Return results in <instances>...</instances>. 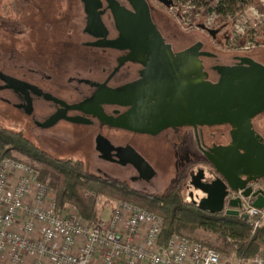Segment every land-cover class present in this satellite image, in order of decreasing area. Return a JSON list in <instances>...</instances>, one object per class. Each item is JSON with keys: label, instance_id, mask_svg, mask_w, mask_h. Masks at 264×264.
I'll return each mask as SVG.
<instances>
[{"label": "flooded vegetation", "instance_id": "af4514ba", "mask_svg": "<svg viewBox=\"0 0 264 264\" xmlns=\"http://www.w3.org/2000/svg\"><path fill=\"white\" fill-rule=\"evenodd\" d=\"M7 1L11 14H0V72L27 85L0 77V121L52 156L92 164L95 174L122 181L139 194L161 195L183 186L190 202L205 196L190 185L196 169L190 173L189 166L199 163L210 171V177H216L204 152L227 145L231 126L170 125L152 133L115 124L122 117L119 123L154 130L160 89L152 77V55L94 45L118 35L107 0H89L90 20L95 22L98 15L101 23L95 25L88 24L83 0ZM116 1L133 10L128 0ZM144 1L151 21L174 55L198 44L205 80L218 81L216 67H248V61L264 66V34H258L259 39L256 34L250 39L232 37L228 23L207 26L201 22L189 23L185 32H179L171 23L174 16L183 17L178 8L171 11L178 0ZM186 34L193 41L175 47L172 40H183ZM250 122L264 140V108ZM127 146L153 168L152 177L146 179L144 170L120 163L130 159ZM167 172L169 181L160 192Z\"/></svg>", "mask_w": 264, "mask_h": 264}, {"label": "water", "instance_id": "95a60500", "mask_svg": "<svg viewBox=\"0 0 264 264\" xmlns=\"http://www.w3.org/2000/svg\"><path fill=\"white\" fill-rule=\"evenodd\" d=\"M83 1L88 7V24H101L98 15L95 22L90 20V2ZM128 1L132 11L116 0H107L118 35L113 40L105 39L94 45L129 48L133 52L140 50L141 53L146 51L152 55V77L160 89L156 95L159 101L158 113L153 120L154 130L144 129L136 124L119 123L122 117L115 119V124L135 131L155 133L170 125H190L195 128L196 125L228 123L231 126V141L227 145L204 152L208 163L218 175L210 177L209 170L197 168L191 176L190 185L200 189L205 196L198 202L193 200L192 193L189 197L193 200L192 203L212 214L239 216L240 198L227 199L230 192L238 191L243 197L252 198L253 207L263 208V191H253L251 185L264 178V140L255 134L250 119L264 108V66L248 61V67H216L220 74L218 81L205 80L197 56L198 44L174 55L170 45L164 42L151 21L145 1ZM198 27L215 31L203 24H198ZM0 77L8 83L27 85L1 72ZM126 149L130 159L120 163L128 162L138 171L144 170L146 179L152 177L154 170L147 161L132 147L127 146ZM241 217L247 219L246 215Z\"/></svg>", "mask_w": 264, "mask_h": 264}, {"label": "built area", "instance_id": "2783aa9c", "mask_svg": "<svg viewBox=\"0 0 264 264\" xmlns=\"http://www.w3.org/2000/svg\"><path fill=\"white\" fill-rule=\"evenodd\" d=\"M252 1L264 6V0L237 5ZM260 17L255 13L264 21ZM251 186L264 194V178ZM229 198H240L239 216H247L253 232L262 226L264 207H253L240 191ZM163 224L159 214L124 200L115 203L109 219L92 223L70 205L59 207L55 191L33 167L0 158V264H221L220 253L199 241L172 233L161 242ZM242 262L264 264V247L236 264Z\"/></svg>", "mask_w": 264, "mask_h": 264}, {"label": "trees", "instance_id": "16d2710c", "mask_svg": "<svg viewBox=\"0 0 264 264\" xmlns=\"http://www.w3.org/2000/svg\"><path fill=\"white\" fill-rule=\"evenodd\" d=\"M209 1L197 0V3L207 6ZM238 2L242 0H219L211 10L224 18L226 13L239 9ZM3 156L33 167L38 179L55 191L59 207L70 205L82 218L92 223L102 221L96 209V196L103 195L131 202L159 214L164 221L161 242H165L172 233L193 239V233L206 230L227 246V249H222L224 252L232 250L236 259L252 258L264 247V222L252 233L247 219L203 210L182 197L178 188L161 195L139 194L122 181L108 180L88 171L79 159L52 156L21 132L0 123V158Z\"/></svg>", "mask_w": 264, "mask_h": 264}, {"label": "rangeland", "instance_id": "374dc122", "mask_svg": "<svg viewBox=\"0 0 264 264\" xmlns=\"http://www.w3.org/2000/svg\"><path fill=\"white\" fill-rule=\"evenodd\" d=\"M215 1L216 0H210L207 6H200L197 3V0H184V1L178 0L176 3L177 5L173 7L171 11L172 13H174L178 8V10H180L181 12V16L183 17L176 18L174 16V19L171 21V23L176 27V29L179 32H185L184 30L189 23L201 22L204 24L206 23L207 26H212L215 24L217 25L218 23L219 24L228 23L232 37L245 36L247 39L248 38L250 39L253 37V34H256V36L258 34L260 35L264 34V21H258L259 19H255V13H256L257 15H259L260 20H263V18L260 17V14L262 13L264 14V6L254 1L248 2V4L245 3L239 4L237 5L239 9L234 11L233 14L229 13L228 17L225 15L224 18H220V16L218 15L216 16L214 21L211 22L208 21L207 17L208 16L213 17L214 15H217L215 11L213 12V10H211L215 6ZM8 4H10V2H8L7 0H1L0 14L2 15L11 14L9 11L10 6ZM196 12H199V14ZM234 13L236 14L235 16ZM188 32H190L189 34L192 36V38H194L193 37L195 36L193 35L194 33L191 30ZM186 36L187 37L183 38V40L174 38L172 41L175 47H178L181 44L183 45L185 43H188L191 40L193 41V39L189 37L188 34H186ZM257 39H259L258 36ZM0 123L3 124L4 126L11 128L10 125L5 121H0ZM84 165L88 171L94 174L96 173L95 168L92 166V164L86 165L84 163ZM189 167H190L189 168L190 173H193L192 172L193 170L199 168V163L196 162L192 163L190 164ZM170 173L173 172L170 171ZM169 177L170 174L169 172H167L165 174V178L162 179L163 181H161L162 183L159 189L160 192L163 191L164 189L162 188L163 186L165 185L167 186ZM180 190L182 197H185L186 200H189L187 196V191L183 188V186L180 187ZM119 200L121 199H113L103 195L96 196V209L99 218L103 221L109 219L115 203ZM251 232L253 233L252 230ZM192 238L196 240H200L201 242H203V244L205 243V245L207 246L217 248L218 249L217 251L220 253V257H221V264H236V262L238 261V259L234 257L232 250L228 249L226 252L222 250L223 248L227 249V246L223 245V242L209 231L198 230L192 234Z\"/></svg>", "mask_w": 264, "mask_h": 264}, {"label": "crops", "instance_id": "0c3cea01", "mask_svg": "<svg viewBox=\"0 0 264 264\" xmlns=\"http://www.w3.org/2000/svg\"><path fill=\"white\" fill-rule=\"evenodd\" d=\"M241 264H249V263H247V262H242Z\"/></svg>", "mask_w": 264, "mask_h": 264}]
</instances>
